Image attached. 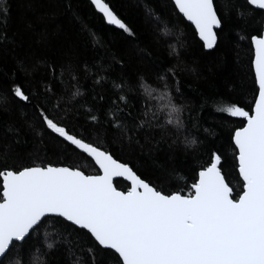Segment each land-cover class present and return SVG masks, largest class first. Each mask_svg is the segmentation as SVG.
<instances>
[{
    "label": "snow or ice",
    "instance_id": "1",
    "mask_svg": "<svg viewBox=\"0 0 264 264\" xmlns=\"http://www.w3.org/2000/svg\"><path fill=\"white\" fill-rule=\"evenodd\" d=\"M90 3L108 24L117 26L129 37L135 36L133 29L105 0H90ZM244 3L264 9V0H244ZM174 5L194 25L202 47L214 49L219 39L218 31L223 29L225 19L230 18L223 14L227 5L218 8L215 0H174ZM8 11L6 0H0V15L6 16ZM236 15L246 17L239 8ZM148 16L153 23L161 20L152 10L148 11ZM161 31L173 35L170 29ZM89 38H94V34ZM176 39L179 42L178 34ZM10 40L12 38L7 35L0 36V41ZM250 43L255 49L251 61L254 85L258 88L255 103L247 110L236 103L218 110L230 118H241L242 122L230 136L234 168L238 172V194L225 181L221 172L222 156L215 152L211 154L210 162L201 164L194 172L193 182L186 184L187 192L158 189L141 178L128 163L120 162L101 146L70 131L64 120L77 118L79 110L73 113L69 106L65 117L56 119L50 116L46 107L51 105L53 111L57 109L49 95L33 91L30 96L20 84H13L10 91L14 97L27 103L34 99L33 107L40 123L76 150L87 154L98 166V174L88 175L78 167L52 163L0 170V264H24L21 257L36 248L40 227L46 220L49 223L60 220L62 224L86 231L94 247L74 244L60 232L53 239L52 234L45 231L44 250L35 253L41 264H50L44 257L58 249L57 242L61 239L66 246V259L75 256L77 250L81 253L73 264H97L96 248L102 252L110 250L116 264H264V30L251 35ZM169 47L170 55L175 54L178 58L176 45ZM140 54L151 55L144 51ZM114 62L123 64L111 54L106 64L95 61L94 66H98L95 71L88 64L82 66L86 74L94 77L95 83L111 80L113 88L120 92L111 100L103 121L87 104L82 105L88 109L84 113L86 119L102 131L109 125L119 129L122 141L135 142L141 148L144 145L137 137L144 133L149 151L159 148L166 138L170 140V149L177 142L182 143L185 150L197 145L189 129V124L191 128L199 126L194 110L188 109L193 114L186 119L182 115L184 106L173 99V90L176 94L180 91L178 82L173 89L165 84L160 107L166 109V116L161 120L151 102L153 89L145 86L143 77H138L135 87L123 76L110 77L108 73ZM48 67L55 74L54 67L51 64ZM65 71L71 73L72 66H61V83ZM158 79L165 80L166 77ZM136 88L143 89L140 111H135V104L128 102L127 94L135 92ZM50 91L51 88L46 86V92ZM80 94L77 87L69 99ZM103 99L99 96V100ZM7 103L8 96L0 95V104ZM125 109L132 111L125 112ZM109 116L112 117L110 121ZM156 131L160 132L159 137H156ZM166 175L170 179L179 178L175 170ZM114 177H126L130 182L126 191L114 186Z\"/></svg>",
    "mask_w": 264,
    "mask_h": 264
},
{
    "label": "trees",
    "instance_id": "2",
    "mask_svg": "<svg viewBox=\"0 0 264 264\" xmlns=\"http://www.w3.org/2000/svg\"><path fill=\"white\" fill-rule=\"evenodd\" d=\"M105 1L133 29L134 37L110 26L89 0H6L9 11L6 16L0 15V36L7 35L12 40L0 41V95L8 96V103L0 104V170L52 163L78 167L86 174H98L97 166L87 154L76 150L40 123L33 107L34 99L27 103L14 97L10 89L13 84H20L30 96L33 91L49 95L57 109L53 111L51 105L46 107L50 116L56 119L64 118L69 106L73 113L79 110L77 118L64 120L69 130L128 163L141 178L158 189L187 192L186 184L193 182L194 172L201 164L210 162L209 158L215 152L222 156L221 171L238 194V172L234 168L230 136L242 122L241 118H230L218 110L231 103L247 110L255 103L258 88L254 85L251 64L254 47L250 37L263 30L264 11L246 5L244 0H215L218 8L227 5L223 14L230 18L225 19L223 29L218 31L217 45L207 50L202 47L194 26L175 8L173 0ZM237 8L246 13L245 18L237 17ZM149 10L161 20L153 23L148 16ZM164 28L170 29L173 35H165L161 31ZM93 34L94 38L90 39ZM170 45H176L178 58L175 54L170 55ZM141 51L150 53V57L141 55ZM111 54L123 64L114 62L108 75L113 79L123 76L133 87L138 77H143L145 86L153 89L151 102L161 120L166 116V109L160 107L165 84L173 89L178 82L180 91L176 94L173 90V99L184 106L182 115L186 119L193 114L188 109L194 110L199 126L191 128L189 124V129L197 145L185 150L184 145L177 142L170 149V140L166 138L159 148L149 151L144 133L137 137L144 145L141 148L135 142L122 141L119 129L109 125L102 131L86 119L84 113L88 109L82 105L87 104L103 121L111 100L120 95L111 80L97 84L91 74L82 70V66L88 64L95 71L98 67L94 66L95 61L106 64ZM49 64L54 67L55 74ZM62 65H71L73 69L71 73L64 72L63 83ZM168 69L172 71L168 72ZM161 76L166 79H158ZM46 86L51 88L50 92H46ZM77 87L81 94L69 99ZM142 92V88H136L131 94L126 92L129 104H135V111L141 110ZM101 95L103 100H99ZM66 100L67 104L64 103ZM127 111L132 109H125ZM107 119L110 121L112 117ZM155 135L159 137L160 132L156 131ZM173 170L179 173V178L170 179L166 175ZM114 183L124 191L130 186L123 179ZM45 231L51 233L53 239L60 232L74 244L94 247L86 231L62 224L60 220L51 223L46 220L40 227L36 248L21 257L24 264H41L35 253L44 250ZM57 243L58 249L44 257L50 264H73L81 255L77 250L75 256L66 259L63 239ZM96 261L97 264H116L110 250L102 252L99 248H96Z\"/></svg>",
    "mask_w": 264,
    "mask_h": 264
},
{
    "label": "water",
    "instance_id": "3",
    "mask_svg": "<svg viewBox=\"0 0 264 264\" xmlns=\"http://www.w3.org/2000/svg\"><path fill=\"white\" fill-rule=\"evenodd\" d=\"M90 1V0H89ZM174 1V0H173ZM106 2V1H105ZM252 7H255V8H258V7H256V6H252ZM259 9V8H258ZM261 10H263L264 11V9H261ZM98 11V10H97ZM102 14V13H101ZM186 19V18H185ZM187 20V19H186ZM107 22V21H106ZM188 23H191L190 21H188ZM110 25V24H109ZM110 26H114V25H110ZM194 26V25H193ZM114 27H117V26H114ZM118 28V27H117ZM263 30H264V26H263ZM198 36V35H197ZM215 47V46H214ZM253 47V46H252ZM207 50H211V49H207ZM254 56H255V49H254ZM254 73V72H253ZM115 158V157H114ZM121 162V161H120ZM123 163V162H122ZM98 167V166H97ZM222 172V171H221ZM86 174V173H85ZM88 175H95V174H88ZM222 175L224 176V174L222 173ZM118 179H123V181L125 180L126 182H128L127 181V179H126V177H114L113 178V183L116 181V180H118ZM224 179H225V181L227 182V180H226V178H225V176H224ZM129 184H130V182H128ZM228 183V182H227ZM114 186L115 187H117L116 186V184L114 183ZM230 186V185H229ZM231 187V186H230ZM119 189V188H118ZM121 190V189H120ZM124 191V190H123Z\"/></svg>",
    "mask_w": 264,
    "mask_h": 264
}]
</instances>
